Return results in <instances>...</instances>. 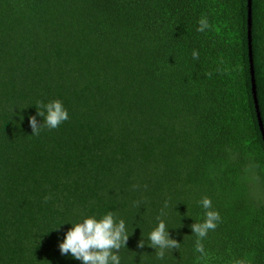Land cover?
Instances as JSON below:
<instances>
[{
  "label": "trees",
  "instance_id": "1",
  "mask_svg": "<svg viewBox=\"0 0 264 264\" xmlns=\"http://www.w3.org/2000/svg\"><path fill=\"white\" fill-rule=\"evenodd\" d=\"M251 50L264 128V0ZM56 99L69 120L32 135L37 101ZM205 196L222 220L199 259ZM165 200L180 248L160 260L147 237ZM109 211L130 235L121 264H264L247 0H0V264H83L59 244Z\"/></svg>",
  "mask_w": 264,
  "mask_h": 264
},
{
  "label": "clouds",
  "instance_id": "2",
  "mask_svg": "<svg viewBox=\"0 0 264 264\" xmlns=\"http://www.w3.org/2000/svg\"><path fill=\"white\" fill-rule=\"evenodd\" d=\"M198 24V32H205L212 27L206 16L201 17ZM192 57L199 59V53L193 50ZM207 75L211 76V73H207ZM35 106L37 108L36 115L29 117V124L34 136H39L45 128L56 129L70 118L68 110L59 99L47 103L37 101ZM37 116L43 117V123L38 122ZM51 199V195L44 197L45 202ZM140 203V201H136L134 206L139 207ZM198 203L205 210V218L202 223L191 224L190 228L193 235L197 237L195 251L201 254L199 259H203L207 253L202 240L207 237L209 231H214L218 227L222 218L220 213L213 208L212 200L209 197H203ZM168 206L169 201L165 200L164 207L161 208L160 214L156 217L158 226L147 237L148 246L156 249V258L160 260L164 259L167 250L180 248V242L171 238L169 229L161 218L166 215L165 209ZM71 224L73 225L72 228L68 230L63 242L59 244L62 255L71 254L74 259L81 260L83 264H121L119 252L122 248L127 247L130 236L124 219L118 218L115 212L109 211L99 218L88 216L80 222ZM145 244L143 237L138 242L137 247L143 249ZM234 264H243V261L237 260Z\"/></svg>",
  "mask_w": 264,
  "mask_h": 264
},
{
  "label": "water",
  "instance_id": "3",
  "mask_svg": "<svg viewBox=\"0 0 264 264\" xmlns=\"http://www.w3.org/2000/svg\"><path fill=\"white\" fill-rule=\"evenodd\" d=\"M247 40H248V57H249V69H250V80H251V90L252 98L254 102V107L256 111L257 121L259 130L264 142V128L260 116V111L258 107L257 95H256V84L254 79L253 61H252V50H251V0H247Z\"/></svg>",
  "mask_w": 264,
  "mask_h": 264
}]
</instances>
